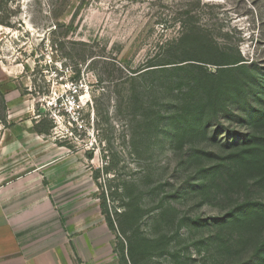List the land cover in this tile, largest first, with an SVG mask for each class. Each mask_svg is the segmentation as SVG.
I'll return each instance as SVG.
<instances>
[{
  "label": "rangeland",
  "instance_id": "1",
  "mask_svg": "<svg viewBox=\"0 0 264 264\" xmlns=\"http://www.w3.org/2000/svg\"><path fill=\"white\" fill-rule=\"evenodd\" d=\"M247 97L264 111V0H0V186L48 167L60 215L110 224L113 264H259L264 187L226 180L237 148L194 117L224 102L264 136Z\"/></svg>",
  "mask_w": 264,
  "mask_h": 264
},
{
  "label": "crops",
  "instance_id": "2",
  "mask_svg": "<svg viewBox=\"0 0 264 264\" xmlns=\"http://www.w3.org/2000/svg\"><path fill=\"white\" fill-rule=\"evenodd\" d=\"M0 186V264H113L114 239L100 214L56 211L46 168Z\"/></svg>",
  "mask_w": 264,
  "mask_h": 264
},
{
  "label": "trees",
  "instance_id": "3",
  "mask_svg": "<svg viewBox=\"0 0 264 264\" xmlns=\"http://www.w3.org/2000/svg\"><path fill=\"white\" fill-rule=\"evenodd\" d=\"M218 90H220L218 88ZM228 91V89L226 90ZM242 96V95H241ZM245 99V98H244ZM243 99V100H244ZM219 103V102H218ZM221 105H223L222 109H216L213 108L209 111L206 109V105H202L201 108L195 111L194 117L198 120H203L202 127L203 134L208 136H219V126H222L224 129L225 137L223 136L221 138L222 142L224 144H228L229 146L232 145L235 148H237L236 152L233 154H230L228 157L230 159V164L232 167L229 166V170L226 173V180L243 184L244 182H239L240 180V174L243 175V172L245 173H253V177L257 178L258 180L255 183H261L264 187V136H256V135H247L243 134L240 131L232 130L229 127H226L224 122L226 115H230L231 117L235 116L234 112L228 109H225V103L221 102ZM211 105V104H210ZM244 106H246V113L250 114L251 117L254 120H264V111L259 112L258 109H255L254 106L251 103V100L249 97L244 100ZM237 110L241 108H244L239 104L238 107H235ZM235 109V110H236ZM201 111V112H199ZM245 114V112H244ZM246 116V114H245ZM260 119H258V118ZM200 125L199 123H197ZM37 132V131H36ZM216 138V137H212ZM212 140V139H211ZM211 154V153H209ZM234 169L235 172L231 173V170ZM225 180V183L227 182ZM203 182L200 185H195L194 188H200L202 186ZM246 203V202H245ZM250 205V204H248ZM245 208V211L247 214H249L250 210L253 211L257 209L258 205L254 206H247L245 204L242 205ZM261 206H264V204H261ZM244 210V209H243ZM264 210V208H263ZM259 214L264 213L260 209H258ZM242 213H239L238 215H241ZM231 216H236L235 213H230ZM107 226L110 230H113L110 224L106 221ZM262 252L261 255L259 254V264L264 263V246L259 250V252Z\"/></svg>",
  "mask_w": 264,
  "mask_h": 264
}]
</instances>
